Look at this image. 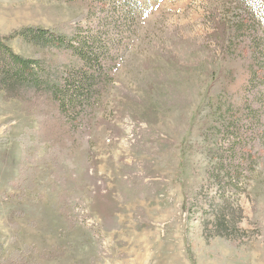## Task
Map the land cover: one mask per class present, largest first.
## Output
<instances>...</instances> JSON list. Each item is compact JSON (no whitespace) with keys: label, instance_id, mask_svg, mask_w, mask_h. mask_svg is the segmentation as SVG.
I'll list each match as a JSON object with an SVG mask.
<instances>
[{"label":"rangeland","instance_id":"rangeland-1","mask_svg":"<svg viewBox=\"0 0 264 264\" xmlns=\"http://www.w3.org/2000/svg\"><path fill=\"white\" fill-rule=\"evenodd\" d=\"M108 1L0 0L3 36L86 32L102 18L118 39L110 82L74 139L50 143L49 121L0 92V261L264 264V11L240 0ZM223 93L253 111L237 113L250 167L232 179L225 168L243 159L213 129L211 101Z\"/></svg>","mask_w":264,"mask_h":264},{"label":"trees","instance_id":"trees-1","mask_svg":"<svg viewBox=\"0 0 264 264\" xmlns=\"http://www.w3.org/2000/svg\"><path fill=\"white\" fill-rule=\"evenodd\" d=\"M63 1L79 2L91 8H97L101 1L110 3L108 0ZM240 1L264 11V0ZM109 10H114V6ZM114 18L111 17V21ZM103 20H97L102 24L97 29L86 32L68 24L53 28L24 26L6 36L0 35V92L5 100L20 102L21 110L37 117L40 125L49 121L54 138L49 139L50 143H61L65 137L74 139L99 104L101 91L110 82L109 71L117 58L114 47L118 41L111 28L117 23ZM249 27H241L238 32L245 34ZM14 38L22 39L39 52L33 56L16 52L10 44ZM211 102L217 115L213 129L218 134L232 136L227 150L232 156L239 154L243 159L225 168V174L232 179L234 174L250 167L239 132L242 114L253 117V111L243 100L234 105L225 93Z\"/></svg>","mask_w":264,"mask_h":264}]
</instances>
